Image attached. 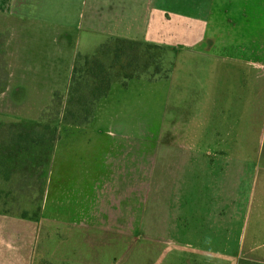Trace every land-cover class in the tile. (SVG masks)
Returning <instances> with one entry per match:
<instances>
[{
    "label": "rangeland",
    "instance_id": "1",
    "mask_svg": "<svg viewBox=\"0 0 264 264\" xmlns=\"http://www.w3.org/2000/svg\"><path fill=\"white\" fill-rule=\"evenodd\" d=\"M129 1L13 0V13L0 2L7 13L0 17V126L36 128L54 93L66 92L75 55L108 37L169 49L170 64L172 53L176 59L168 80L115 84L91 125L56 123L57 133L48 131L53 144L29 146L28 158H42L46 175L38 176L42 191L32 201L39 215L29 214L35 259L89 264L76 247L78 229L84 255L100 253L108 264H264V137L261 145H227L236 131L246 132L239 124H258L264 136V65L244 64L245 57L262 58L237 48L241 26L232 29L234 45L225 54L189 48L183 37L197 20L194 0H137L134 15L125 10ZM215 10L201 5L203 33L217 26ZM23 62L36 80L19 108L20 92L7 85ZM217 149L239 158L221 159Z\"/></svg>",
    "mask_w": 264,
    "mask_h": 264
},
{
    "label": "trees",
    "instance_id": "2",
    "mask_svg": "<svg viewBox=\"0 0 264 264\" xmlns=\"http://www.w3.org/2000/svg\"><path fill=\"white\" fill-rule=\"evenodd\" d=\"M107 39L97 50L87 53L80 51L75 55L66 92L54 93L53 100L44 109L42 117L34 126L36 128L22 131L21 127L8 123L0 126V211L7 216L29 219V214L34 209L33 216L37 219L41 208L38 204H32V201L36 197L37 190L38 195L42 191L38 176L43 179L46 175L42 177L45 174L41 173V168L44 166L42 158L32 164L33 159L28 158L27 153L32 144L42 146L41 148L53 144L55 135L50 138L48 131L53 130L54 134L57 133L56 123L88 127L96 117L100 102L109 96L113 85L127 87L133 79L155 82L170 78L175 54L171 52L170 64L169 49L128 39L112 37ZM51 121H54L53 124L50 123ZM41 157H44V153ZM30 162L32 165L28 167L26 164ZM22 192L24 195L20 196ZM6 195H14V197L5 202L3 198ZM24 200L28 202L24 203ZM76 231L78 232L76 247L80 259L86 258L89 264H108V260L103 261L104 256L100 253L95 255L89 253L88 257L84 255L82 251L86 252V248L79 239L81 230L76 229ZM97 256L98 258H94ZM38 260V264L52 262L45 257H40ZM38 260L34 259L35 264ZM83 262L85 261L79 260L69 264H85Z\"/></svg>",
    "mask_w": 264,
    "mask_h": 264
},
{
    "label": "crops",
    "instance_id": "3",
    "mask_svg": "<svg viewBox=\"0 0 264 264\" xmlns=\"http://www.w3.org/2000/svg\"><path fill=\"white\" fill-rule=\"evenodd\" d=\"M2 1L4 4H7L9 13H13L16 7V5L13 6V0H0V2ZM136 1L137 0H130L125 5V10H128L132 15H134L133 11L135 10V5H133V2ZM204 1L216 7V10L213 14H216L218 22L217 26L212 30L211 33L209 31L210 27L203 33L200 25L201 23L202 25H204V23L203 21H201V23L198 22V20H200L199 18H202L201 5ZM171 6H173V3L170 4V9H172ZM17 9H19V7ZM23 10L24 9H22V11ZM151 12L153 11L149 10V13ZM193 12L197 20L193 22L191 21L192 19L190 20L191 26L187 31V36L183 37L184 39H187L189 48H198L199 53H202V50H204V53L210 51L212 54H214L219 50L222 54H225L234 45L233 39H235V35H232V29L235 28V26H241V31L243 32L242 35H239L237 32L233 31L240 36L235 37L242 40V44L237 45V48L249 56L255 55L262 58L261 61L256 62L245 57L244 64L246 63L252 66V68H254L253 66L259 67L261 65H264V0H194ZM27 13L28 12H26V14ZM5 14L7 13L3 9V7H0V17L5 16ZM18 15H20L19 11L14 13V17ZM24 15L25 14H21V16H19L20 20L22 19V17H24ZM162 19H164V17ZM17 24L19 25L20 23ZM254 35L257 37H254ZM26 36H29L30 39V34L24 33V38ZM181 38L182 37H177L172 41L176 42ZM80 44L82 48V43ZM170 47L175 48L173 46ZM176 47V49H179L177 45ZM193 58L196 59L197 56L192 55V59ZM224 58L228 61L232 60L229 57ZM204 59H206L207 62H210L208 58L204 57ZM20 65V69H17ZM175 65L177 66L178 64L176 63ZM18 67L16 69H13L12 74L15 76L11 75V78H9L10 82L7 85V88L13 89L12 91L16 95L20 92L18 95V107L21 108V106H24L23 104L25 102L27 103V86L34 85V80L36 79L34 77L35 72L32 73L31 68L27 63L23 62L21 64H18ZM50 68L51 67L49 66L47 68V71H49ZM53 73L56 74V72L52 69L51 74ZM258 74L259 71L256 70V72L251 75L253 84L259 83V80H257V78H259ZM29 76L31 78H28ZM28 81H32V83L30 84ZM3 90H5V88L2 89L0 87V95ZM39 90H41V88H39ZM255 96L256 95L254 93H252V95L250 96L252 102L254 103ZM23 98L24 100H22ZM44 102H48L49 104L50 100L48 99L47 102L46 100ZM257 125L258 124H248L244 128L242 124H239L241 129H246V132L242 131L241 133H239L238 131H236L234 135L236 136L234 141L235 143L231 142L227 144L230 146V150H233L231 145H234L236 147L238 146V144L243 145L249 142H253L255 145H261L264 136H261L260 132L262 127L260 125ZM243 133L245 134L244 137H242ZM215 141V145L219 144L218 146H220L222 144L221 139H216ZM206 143H209L208 139H206ZM228 155L239 158L238 152L237 157L236 153H227L222 149H217V157H220L221 159H229ZM261 155H263V152ZM238 175L239 174L237 172L235 173L234 171L233 176L238 177ZM226 177L227 175H225V178ZM34 224L35 222L29 220L28 218L21 219L15 216L0 215V264H33L37 248V236L35 234ZM30 225H32V228L30 227ZM199 228L197 229V231L199 230Z\"/></svg>",
    "mask_w": 264,
    "mask_h": 264
},
{
    "label": "flooded vegetation",
    "instance_id": "4",
    "mask_svg": "<svg viewBox=\"0 0 264 264\" xmlns=\"http://www.w3.org/2000/svg\"><path fill=\"white\" fill-rule=\"evenodd\" d=\"M22 219V218H21Z\"/></svg>",
    "mask_w": 264,
    "mask_h": 264
}]
</instances>
